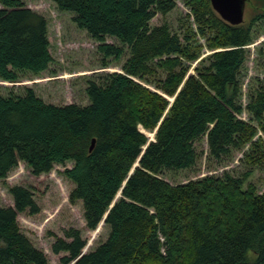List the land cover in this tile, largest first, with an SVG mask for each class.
Listing matches in <instances>:
<instances>
[{
  "label": "trees",
  "instance_id": "obj_1",
  "mask_svg": "<svg viewBox=\"0 0 264 264\" xmlns=\"http://www.w3.org/2000/svg\"><path fill=\"white\" fill-rule=\"evenodd\" d=\"M49 1L73 14L104 59L117 61L127 52L121 72L87 83L86 106L48 104L30 88L0 96V181L20 162L33 176L72 162L62 174L74 185L68 200L81 202L85 228L95 230L107 214L108 236L94 250L80 256L86 241L69 229L51 252L65 254L61 264H264V191L247 183V174L184 184L159 177L192 169L202 139L208 157L221 161L252 145L258 129L264 132V88L250 93L245 106L237 100L245 49L264 12L232 26L209 0H185L194 36L212 51L190 74L201 45L166 23L150 25L177 0ZM0 2V81L46 71L53 60L47 20L19 0ZM107 37L120 45L106 43ZM243 112L250 121L239 118ZM144 132L154 133L153 140ZM9 193L13 207H0V264H48L17 221L19 214L38 212L32 193L20 185Z\"/></svg>",
  "mask_w": 264,
  "mask_h": 264
},
{
  "label": "rangeland",
  "instance_id": "obj_2",
  "mask_svg": "<svg viewBox=\"0 0 264 264\" xmlns=\"http://www.w3.org/2000/svg\"><path fill=\"white\" fill-rule=\"evenodd\" d=\"M19 1L47 20L49 51L53 60L47 70L39 74L20 72L17 82L0 81V96L23 95L24 89L30 88L38 98L48 104L88 105L89 100L85 93L87 83L98 82L106 73L121 72V66L127 58L126 48L125 54L119 60L104 59L97 52L98 43L73 23V14L60 12L49 0ZM0 8H3L1 2ZM263 12L264 3L246 0L242 24L248 25ZM188 13L185 0H177L174 10L166 16L156 14L150 25L166 23L173 32L191 37L194 46L201 45L198 59L189 65V73L196 74V69L205 64V59L212 51L207 48L204 38L194 36L196 26ZM252 33L254 39L245 49L246 59L238 76L237 100L242 106L247 103L250 93L257 88H264V21H256ZM106 43L120 45L108 37ZM103 62L107 67H103ZM239 118L250 121L245 112ZM252 124L256 125L253 122ZM144 133L149 140H153L154 133ZM252 142V145L248 143L238 150H233L229 158L217 161L208 157L207 144L205 139H202L195 144L199 158L192 169L164 171L159 177L170 184H184L205 176L221 177L224 173H229L240 177L247 174V183L254 185L256 191L261 193L264 191V132L258 129ZM72 165V162L55 165L50 173L33 176L26 165L20 162L8 173L5 180L0 181V207H13L9 193L13 186L26 187L32 193L38 212L19 214L17 221L22 233L32 245L46 255L48 264H61L60 258L65 254H53L51 245L56 237L63 238L65 231L76 229L81 232V237L86 241L84 253L103 243L109 232L102 221L95 230L88 231L83 220L81 202H69L68 196L74 185L62 173Z\"/></svg>",
  "mask_w": 264,
  "mask_h": 264
},
{
  "label": "water",
  "instance_id": "obj_3",
  "mask_svg": "<svg viewBox=\"0 0 264 264\" xmlns=\"http://www.w3.org/2000/svg\"><path fill=\"white\" fill-rule=\"evenodd\" d=\"M212 10L227 24L232 26H238L243 23L244 9L246 0H209ZM93 142L89 148V152L93 149ZM137 166V162L135 164ZM133 169L128 174V177L132 174ZM121 190L118 192L117 196L112 202L120 196ZM111 205V206H112ZM107 214L104 215L102 222H104ZM84 254V251L81 252L80 256ZM76 259L72 262V264Z\"/></svg>",
  "mask_w": 264,
  "mask_h": 264
}]
</instances>
